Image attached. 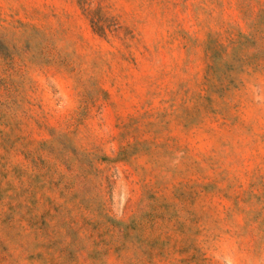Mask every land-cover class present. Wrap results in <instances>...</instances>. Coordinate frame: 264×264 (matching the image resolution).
<instances>
[{
    "label": "rangeland",
    "instance_id": "rangeland-1",
    "mask_svg": "<svg viewBox=\"0 0 264 264\" xmlns=\"http://www.w3.org/2000/svg\"><path fill=\"white\" fill-rule=\"evenodd\" d=\"M0 264H264V0H0Z\"/></svg>",
    "mask_w": 264,
    "mask_h": 264
}]
</instances>
